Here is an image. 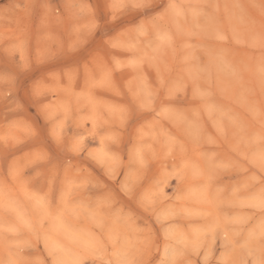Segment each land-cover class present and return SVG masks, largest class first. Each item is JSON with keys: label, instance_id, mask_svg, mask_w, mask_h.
Listing matches in <instances>:
<instances>
[{"label": "rangeland", "instance_id": "rangeland-1", "mask_svg": "<svg viewBox=\"0 0 264 264\" xmlns=\"http://www.w3.org/2000/svg\"><path fill=\"white\" fill-rule=\"evenodd\" d=\"M110 3L0 0V264H255L264 0Z\"/></svg>", "mask_w": 264, "mask_h": 264}, {"label": "snow or ice", "instance_id": "snow-or-ice-1", "mask_svg": "<svg viewBox=\"0 0 264 264\" xmlns=\"http://www.w3.org/2000/svg\"><path fill=\"white\" fill-rule=\"evenodd\" d=\"M113 10V16H115L116 12L125 8H132V9H139L147 7L148 5L145 3V0H112V3L108 5ZM87 6L81 5V8L84 9ZM170 8L175 7V5L170 4ZM97 24L95 22V17H91V22L89 24L88 30L91 31ZM14 75L9 72H0V84H3L6 88L10 90V87L13 83ZM95 87H112V79L111 73L109 71H105L101 74L100 77L95 79L94 81ZM38 91L34 89V92ZM175 93L172 90H169L167 95L171 97ZM155 103L154 94L149 92L147 98L138 97L137 98V105L141 109H148L151 108L152 105ZM70 110L69 108L66 109L67 111ZM167 111V109H165ZM121 119H126L130 115V111L127 108L120 109ZM94 127L96 124L94 123ZM54 135L56 136L57 140L62 138V125L58 127L57 130H54ZM3 139V138H0ZM108 139L113 140L115 142L114 137H108ZM101 143L103 144L104 141L102 140ZM79 145H74V150H78ZM137 157L140 162H143V155L141 153H137ZM259 166L262 170H264V152L260 154L259 157ZM250 207L257 208L260 210L262 216H264V182H262L258 194L252 197V203L249 205ZM23 227L31 228V225L27 222L23 223ZM256 240L260 246L261 258L259 261L255 262V264H264V219L261 220L258 226V232L249 233L248 241ZM246 241V242H248ZM183 247L176 250L173 253V256L170 260H162L160 264H191L190 259H188V255L190 252H195L199 248L204 246V241L201 240L198 236L194 237H183L182 238ZM93 253L103 260V245L99 242L93 245ZM35 264V262H34ZM54 264H66V262L62 259L56 258L54 253ZM73 264H83L82 259H78L73 262ZM109 264H129V262L116 260L115 262L109 261ZM221 264H252V262H245V261H236V260H222Z\"/></svg>", "mask_w": 264, "mask_h": 264}]
</instances>
